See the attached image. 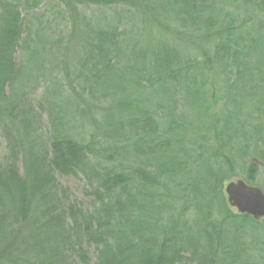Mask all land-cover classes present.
Returning a JSON list of instances; mask_svg holds the SVG:
<instances>
[{"label": "trees", "instance_id": "trees-1", "mask_svg": "<svg viewBox=\"0 0 264 264\" xmlns=\"http://www.w3.org/2000/svg\"><path fill=\"white\" fill-rule=\"evenodd\" d=\"M0 139V264H247L264 0H0Z\"/></svg>", "mask_w": 264, "mask_h": 264}, {"label": "rangeland", "instance_id": "rangeland-1", "mask_svg": "<svg viewBox=\"0 0 264 264\" xmlns=\"http://www.w3.org/2000/svg\"><path fill=\"white\" fill-rule=\"evenodd\" d=\"M31 90H33V88H31ZM2 152H5V143L0 139V154ZM243 172V171H242ZM260 172H262L264 174V170H260ZM260 173L263 177L264 175ZM241 176V175H240ZM238 181L243 182L249 186H255L258 187L264 194V190L260 187V183L259 182H249L247 180H240L238 178H230L227 181H225V183L223 184V195L226 201V204L228 206V208L233 211V212H238V208L236 205H234L233 203H230V201L228 200V194L225 191V186L226 184H228L229 182H234V183H238ZM60 182L63 185H67L70 186L75 194V196L79 197L81 186L79 184H81L80 181H77L76 179H73L72 177H68V178H62L60 179ZM222 216V214H220V217ZM260 220L264 219V215L259 218ZM229 228V227H228ZM227 226L224 227L223 229V234L224 237L222 238V244L226 245L228 248H239L240 245L245 246V249L247 251V254L244 255V260L247 261V264H254V260L256 258V256L259 255H264V252L251 256V254H253L256 251H262L263 250V246L264 244H261V239L264 240V229L259 230L258 232L254 233L251 231H245V230H230L228 229ZM190 232L193 236L196 235V229L195 227H192L190 229ZM254 237H256L257 240H254ZM218 244L220 245L221 242L217 241ZM261 247V248H260Z\"/></svg>", "mask_w": 264, "mask_h": 264}, {"label": "water", "instance_id": "water-1", "mask_svg": "<svg viewBox=\"0 0 264 264\" xmlns=\"http://www.w3.org/2000/svg\"><path fill=\"white\" fill-rule=\"evenodd\" d=\"M225 191L228 200L237 206L239 212L249 213L257 218L264 215V194L259 188L238 181L226 184Z\"/></svg>", "mask_w": 264, "mask_h": 264}]
</instances>
